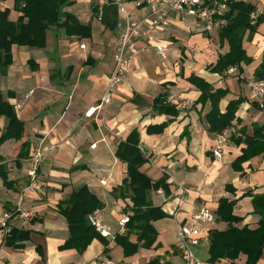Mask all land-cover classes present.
Instances as JSON below:
<instances>
[{
    "label": "crops",
    "instance_id": "crops-1",
    "mask_svg": "<svg viewBox=\"0 0 264 264\" xmlns=\"http://www.w3.org/2000/svg\"><path fill=\"white\" fill-rule=\"evenodd\" d=\"M70 1L72 5L64 11L90 25V37L49 30L45 47L14 46L13 62L0 66V101L11 107L23 127L19 139H3L10 118L0 105V222L4 213L15 214L20 200L21 210L31 215L27 220L15 216L10 221L12 228L31 231V240L22 249L5 246L0 229V264H148L156 258L158 264H184L176 247L180 228L191 224L199 209L207 208L215 216V221L207 224L208 236L212 230L225 231L227 223L216 218L222 199L236 202L234 215L243 219L239 226L256 228L259 217L254 214L252 195L264 193V155L245 161L239 170L233 163L247 148L244 139L264 127V109L249 100L248 88L264 63V20L243 42L252 62L230 75L208 69L228 52L227 45L221 46L220 30L209 33L200 20L174 16L170 27L161 29L153 41L140 43V52L130 60L123 84L112 102L100 110L98 105L114 66L122 16L113 0ZM14 3L0 0V9H8L9 19L16 22L20 13L14 10ZM259 6L264 8V0H259ZM127 7L134 16L145 14L132 5ZM156 40L168 44L166 60L154 47ZM192 76L207 81L214 92L227 91L218 102L222 114L231 101L243 99L232 122L238 131L228 142L223 162H217L212 153L216 134L207 118L212 103L199 101L201 93L189 82ZM29 92L32 95L18 109ZM164 95L178 110L176 116L153 109L155 100ZM138 96L146 103L138 104ZM136 131L147 159L141 170L154 182L165 178L169 190V195L162 188L163 195L159 190L151 193L153 204L168 214L154 223L156 243L151 249L141 247L130 257L115 240L100 238L83 254L76 249L60 250L71 233L57 206L83 186L103 203L94 214L113 234L125 235L120 221L131 215L132 202L119 189L128 167L116 152L120 142ZM37 148L45 156L39 171L43 191L28 189V172ZM130 240L136 243L137 237L132 235ZM209 243L210 239L194 249L202 261L209 262ZM245 262V256L237 261ZM257 264H264V256Z\"/></svg>",
    "mask_w": 264,
    "mask_h": 264
},
{
    "label": "trees",
    "instance_id": "trees-1",
    "mask_svg": "<svg viewBox=\"0 0 264 264\" xmlns=\"http://www.w3.org/2000/svg\"><path fill=\"white\" fill-rule=\"evenodd\" d=\"M72 5L70 0H15L14 10L20 13L16 22L9 19L10 11L0 9V66L6 67L13 62V47L28 46L43 48L47 44L49 30H65L72 36L88 38L91 36L90 25L79 22L75 15L67 13L64 8ZM228 11L225 15L226 25L220 30L221 46H228V52L221 54L217 63L208 67L213 73L224 74L231 67L241 69L242 64H250L252 58L247 55L243 47L246 36L251 38L264 20V13L252 24L251 15L257 10V5L244 0H229ZM241 71V70H240ZM255 78L264 80V63L256 70ZM189 82L201 93L199 101L205 103L210 100L213 106L207 116L210 130L216 135L232 126L235 114L242 103L240 98L231 101L226 113L222 114L218 108V102L227 95V91H213V87L204 79L192 76ZM138 104L146 101L138 96ZM2 108L10 118L8 133L3 137L19 139L23 130L22 124L16 119L11 107L0 101ZM1 109V108H0ZM153 109L160 114L176 116L178 110L170 105L165 95L156 99ZM246 149L234 163L236 170L241 165L256 156L264 155V127L255 129L253 137L244 139ZM137 131L131 133L125 141L120 142L117 149V157L127 164V177L119 188L127 193L132 206L129 210V220L125 225V235H116V243L124 250V255H135L139 249H151L157 241L158 233L154 223L168 218V214L161 206H155L151 200V193L162 188L169 195L166 179L153 181L141 168L147 162L146 157L139 147ZM22 156L23 152H22ZM246 195H249L247 193ZM253 196L254 214L259 217L258 226L254 229L249 226H239L243 221L234 215L235 201L222 199L217 210V219L227 223L225 231L212 230L209 232V262L217 263L222 260L230 261V264H238L241 256L246 257L245 264H257L264 256V193ZM67 222L71 237L60 250L76 249L83 254L94 239L103 238L89 223L88 217L97 210L103 208V203L93 194L87 186L73 191L70 198L60 202L57 206ZM137 237L133 243L130 238ZM31 240V231L12 228L4 239L7 247L22 249ZM37 249L41 252V246ZM106 251V250H105ZM156 258L148 264H158Z\"/></svg>",
    "mask_w": 264,
    "mask_h": 264
},
{
    "label": "built area",
    "instance_id": "built-area-1",
    "mask_svg": "<svg viewBox=\"0 0 264 264\" xmlns=\"http://www.w3.org/2000/svg\"><path fill=\"white\" fill-rule=\"evenodd\" d=\"M229 0H113V4L118 8L122 19L118 22V28L121 33L117 41L114 53V66L108 77L105 92L102 95L98 108L101 110L110 104L113 100L114 93L124 82L125 76L129 69L130 60L136 57L140 52V43L153 41L157 33L161 29L170 27L174 16L185 18H195L202 22L203 28L213 33L215 30H221L226 25L225 15L228 11ZM257 5V10L252 13V24H255L258 18L264 13V8L259 6V0H244ZM132 5L137 10L144 11L142 17L132 15L128 11L127 5ZM100 19L103 17V9H100ZM84 47V46H83ZM154 47L161 55L162 59L168 58V44L163 41L156 40ZM228 74H236L237 68L231 67L227 71ZM249 100L257 103L260 109H264V80L251 79L248 82ZM32 92L26 94L23 100L17 105L18 109L22 108L25 102L30 98ZM172 99V98H171ZM188 105V103L186 104ZM237 128L230 126L217 134L213 140L212 153L217 162H223L225 159V150L232 136L237 134ZM44 152L41 148H37L32 155V166L28 172L30 184L28 189L35 191H43L40 179V168L44 161ZM105 184V182L103 181ZM164 194L163 190L158 191ZM27 220L31 217L30 213L21 210V200L15 214L4 213L0 222V229L4 239L12 230L10 223L13 217ZM89 223L95 230L105 239L114 241L116 234H113L111 228L101 222V220L92 214L88 217ZM129 217H125L120 221L121 227L124 229ZM215 221L214 214L207 208L199 209L192 216V223L183 225L179 231V241L177 250L180 252L184 264H210L209 262L200 260L194 249L208 242L207 224ZM101 264H112L107 261Z\"/></svg>",
    "mask_w": 264,
    "mask_h": 264
}]
</instances>
